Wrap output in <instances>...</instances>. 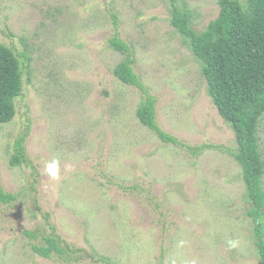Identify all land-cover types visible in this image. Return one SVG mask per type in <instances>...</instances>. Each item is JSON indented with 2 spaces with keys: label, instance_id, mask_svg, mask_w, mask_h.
I'll return each mask as SVG.
<instances>
[{
  "label": "rangeland",
  "instance_id": "rangeland-1",
  "mask_svg": "<svg viewBox=\"0 0 264 264\" xmlns=\"http://www.w3.org/2000/svg\"><path fill=\"white\" fill-rule=\"evenodd\" d=\"M172 1L0 0V43L27 56L16 116L0 125V187L18 196L0 204V264H263L235 134L172 24ZM219 1L175 0L196 33ZM116 33L146 93L115 77L127 60L110 46ZM147 95L180 146L139 120ZM258 138L264 157V117ZM53 160L58 179L46 172ZM27 231L59 236L80 259L39 257L42 240Z\"/></svg>",
  "mask_w": 264,
  "mask_h": 264
},
{
  "label": "trees",
  "instance_id": "trees-1",
  "mask_svg": "<svg viewBox=\"0 0 264 264\" xmlns=\"http://www.w3.org/2000/svg\"><path fill=\"white\" fill-rule=\"evenodd\" d=\"M172 8V24L190 41L192 51L202 62L208 94L220 117L235 134L238 145L236 159L242 168L251 204L248 216L253 220L258 254L264 264V157L258 138L259 124L264 117V0H247L246 4L240 0H220L219 16L201 33L191 29V14L181 11L175 0ZM110 46L127 54V60L114 71L115 77L123 84L146 93L134 72L130 47L120 40L117 33L110 40ZM20 57L27 58L26 54L18 55L0 43V125L14 120L16 101L23 96L25 63L20 61ZM155 104L156 100L147 95L137 112L139 120L157 133L163 143L180 146L179 140L159 128ZM17 146L13 166H20L25 159L23 140L18 141ZM206 148L191 149L196 153ZM17 200V195L0 187L1 205H12ZM25 236L32 241L42 240L39 245L34 244L32 250L43 259L59 257L64 263H73L83 252L55 234L27 231Z\"/></svg>",
  "mask_w": 264,
  "mask_h": 264
},
{
  "label": "clouds",
  "instance_id": "clouds-1",
  "mask_svg": "<svg viewBox=\"0 0 264 264\" xmlns=\"http://www.w3.org/2000/svg\"><path fill=\"white\" fill-rule=\"evenodd\" d=\"M46 172L51 178L58 179V177H59L58 161L53 160L51 162H48L46 165ZM238 243L239 242L235 241V240H229L228 241L229 247H231V248L237 247Z\"/></svg>",
  "mask_w": 264,
  "mask_h": 264
}]
</instances>
